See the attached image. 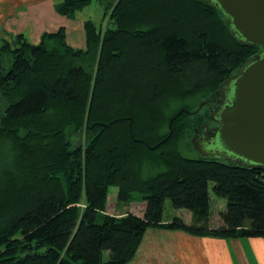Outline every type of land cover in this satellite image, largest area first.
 Wrapping results in <instances>:
<instances>
[{
	"label": "trees",
	"instance_id": "16d2710c",
	"mask_svg": "<svg viewBox=\"0 0 264 264\" xmlns=\"http://www.w3.org/2000/svg\"><path fill=\"white\" fill-rule=\"evenodd\" d=\"M93 1L63 0L56 11L74 18ZM107 8L105 27L85 21L84 48L64 27L38 44L23 34L0 41V147L12 141L17 156L0 174V264H128L151 227L264 237V168L184 151L211 119L201 103L259 47L204 0ZM211 184L227 200L217 227ZM112 186L119 202L145 203L143 215L107 214ZM167 199L193 221H164Z\"/></svg>",
	"mask_w": 264,
	"mask_h": 264
},
{
	"label": "crops",
	"instance_id": "0c3cea01",
	"mask_svg": "<svg viewBox=\"0 0 264 264\" xmlns=\"http://www.w3.org/2000/svg\"><path fill=\"white\" fill-rule=\"evenodd\" d=\"M62 1L0 0V41L23 34L30 43L38 44L45 33L64 27L67 42L84 48V23L90 18L83 14L94 1L74 18L56 11V4ZM182 218L188 224L192 222ZM128 264H264V237L218 238L151 227Z\"/></svg>",
	"mask_w": 264,
	"mask_h": 264
},
{
	"label": "water",
	"instance_id": "95a60500",
	"mask_svg": "<svg viewBox=\"0 0 264 264\" xmlns=\"http://www.w3.org/2000/svg\"><path fill=\"white\" fill-rule=\"evenodd\" d=\"M228 18L232 34L259 47L255 58L226 79L220 92L230 87V102L221 109L212 136L222 151L205 153L198 144V129L192 138L201 158H217L244 166L264 168V0H204ZM205 102L201 103L203 106Z\"/></svg>",
	"mask_w": 264,
	"mask_h": 264
},
{
	"label": "rangeland",
	"instance_id": "374dc122",
	"mask_svg": "<svg viewBox=\"0 0 264 264\" xmlns=\"http://www.w3.org/2000/svg\"><path fill=\"white\" fill-rule=\"evenodd\" d=\"M111 4V0H94L92 3V6L86 10L83 14V16H87L88 18L94 20L98 26L103 24L105 27L106 21L103 20L104 13L106 10H108V6ZM174 101V100H173ZM172 101V102H173ZM178 102V101H176ZM174 104V103H173ZM205 106V107H204ZM174 108L176 106H173ZM195 108V107H194ZM208 108L207 105H200V109L206 110ZM75 145H84L85 144V137L83 138H75ZM12 141L8 140L2 143V146L0 147V174L6 170L8 166H11L12 163L15 162V159H17V156L15 155V148ZM185 153L190 157H195L196 152L191 149L188 144H185L184 146ZM210 191L211 196L213 199V211L210 219V224L212 227H217L221 225V211L226 208L227 200L225 198L218 197L214 194L212 190V184L210 185ZM137 199H140L141 196L139 193L135 194ZM145 210V204L142 201H134L130 204H124L122 202H119L118 200V188L116 186H112L110 188L109 198H108V204H107V214H111L117 217H123L127 213L131 212L133 214L143 213ZM176 216H185L187 219H192V214L187 209H175L171 201L169 199L166 200L165 208H164V220L166 221H172L174 217ZM109 253L105 252V257L108 258Z\"/></svg>",
	"mask_w": 264,
	"mask_h": 264
},
{
	"label": "flooded vegetation",
	"instance_id": "af4514ba",
	"mask_svg": "<svg viewBox=\"0 0 264 264\" xmlns=\"http://www.w3.org/2000/svg\"><path fill=\"white\" fill-rule=\"evenodd\" d=\"M230 87L226 86L223 90L216 93V95L206 101L205 105L210 109V117L211 119L203 122L200 125V129H198V144L199 147L205 152H210L212 150L222 151L223 148L218 143L217 138L212 136L213 128L218 126V116L221 112V109L224 108L229 102L231 98ZM195 150V149H194ZM196 152V150H195Z\"/></svg>",
	"mask_w": 264,
	"mask_h": 264
}]
</instances>
